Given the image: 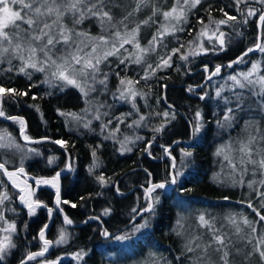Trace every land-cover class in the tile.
<instances>
[{
  "label": "trees",
  "instance_id": "1",
  "mask_svg": "<svg viewBox=\"0 0 264 264\" xmlns=\"http://www.w3.org/2000/svg\"><path fill=\"white\" fill-rule=\"evenodd\" d=\"M153 2L163 3L165 7L169 5V0H153ZM209 4L212 6L213 17L217 19L223 18L219 11L220 8L237 16L238 19H243L233 0H203V7L193 10L189 14V23L183 25L184 30L168 36L165 40L166 50L158 49L157 52L160 55H164L165 52L171 54L172 48H179L183 44L184 48L181 49V52L187 53L190 49L188 42L194 39L201 28L197 20L202 19L205 23L208 22V12L205 9ZM250 6L260 7L252 1H250ZM244 7L245 5H241V8ZM116 12L117 15L120 14L119 10ZM150 14L151 9L145 8L137 16L139 19H145ZM157 19H161V17ZM255 19L256 17H253L247 25L237 26L243 33L241 36H235L232 28L222 27L223 31L233 37L226 51L216 55L209 52L207 55H199L194 58L190 56L187 61H182L178 53L172 57V67L157 71L155 76L147 82L143 83L140 80L137 86L144 91L146 100L137 103L136 118L143 115L145 120L141 122V127L136 133L135 131L132 133H128L129 130L125 131L130 128L124 126L125 122L120 124V131L115 138L105 139L109 135L108 130L115 129L117 126L115 123L111 128L102 132L101 121L100 124L98 121H94L90 124L89 129H85L82 125H75L70 117L58 113V109L62 112L74 113H80L85 109V99L77 89L65 87L64 91H60L59 87L51 88L47 84L41 83L44 80L41 72H32L31 81L23 75H15L14 72L0 76V83L19 90H26L32 83L38 85L31 89L28 96L6 100L4 110L8 115L22 117L26 124V134L32 140L40 141V143L25 142L18 123L0 118V131L6 130L15 144L19 145V148H0V162L8 161L6 167L9 171H13L21 166V157L27 154L29 158L23 160L24 171L30 176L43 179H51L56 172L65 169L70 158L73 165L71 172L63 171L60 177L61 201L70 202L69 204L61 203L60 208L63 209V214L56 207L55 191L45 187L38 188L36 191L35 198L53 209L51 219H49L47 208H39L35 216L29 217L25 208L20 207L17 203V192L0 172V191H6L10 196V200L5 201L4 206H0V211H4L5 218L9 222H15L18 230V235L14 237L17 247L11 250L3 264H19L28 251L40 250L42 242L39 240L38 234L45 224L48 225L45 236L49 240L55 241L61 228L66 229L69 233L67 243L59 246L54 245L46 255L48 259L52 260H56L58 257L63 258L61 264H78L76 260L72 259V256L81 250L86 251L87 255L79 264H153V262L156 264H191V261L184 256L181 261H177L176 257L182 254V249L187 242L183 232L186 231L190 237L203 234L202 237L205 240L209 238L210 234L207 233V230L198 224L200 214H204L207 219L211 220L214 228L220 233L226 234L229 239L237 242L238 246L244 247L242 242L230 237L227 230L230 223L227 218L235 216L240 219L241 216H246L257 221L256 226L260 228L261 225H264V221H259L252 209L248 208L246 204L237 203V201L246 197L251 199L254 207L261 214H264V208L260 207V201L255 197V193L249 191L245 185L231 187L230 184L219 181L217 174L219 175L221 169L225 168L227 162L221 160L215 153L221 144L242 136L245 121L255 118L261 119L262 122L264 119L257 111L249 110V107L255 108L254 105L249 104L244 107L243 111L236 112V119L231 127L219 128L216 123L217 118L222 120L227 107H235L234 92L240 91L235 89L230 92L224 89L222 98H215V92L221 85L206 81L203 67L207 64L210 70H214L216 65H222L219 79L246 70L252 62H259L261 71L264 72V54L258 59L254 52L244 58V63L233 64L231 68L227 67L229 62L236 60L255 43L257 36V25L253 22ZM91 21L86 20L84 24L89 27L88 23ZM157 26V24H152L141 29L139 37L141 43L145 44L152 37ZM189 29H191V34H189ZM205 46L210 47L209 44H205ZM157 60L155 57L151 58L152 63ZM13 65L15 64L13 63ZM113 65L114 63L111 66ZM7 67H9L7 63L0 64V70ZM125 72L127 74L119 73L120 77H130L132 74V71L129 70ZM9 76L12 77L10 80L7 79ZM118 82L117 75L111 74L108 93L104 95L105 100L102 102L105 107L101 110V115L105 113L104 110L107 111L108 115H104V117L109 120L129 112L128 106L115 98L114 85L116 86ZM197 84L204 85V88H196V94L187 91L189 85ZM162 85L167 87H162ZM204 91L208 92V97L201 101L199 94ZM49 92L51 95H46ZM32 95H36L38 99L33 101ZM224 98L232 100V103L226 105ZM168 104H172L173 109H168ZM29 105H39L40 112ZM197 108L201 110L207 123H205L202 133L194 140H190L189 120L192 119ZM165 110L174 112L176 119L167 124L162 133L156 134L152 128L159 126L164 120L156 113ZM41 112L43 119H41ZM124 120L128 122L129 117L126 116ZM124 131L127 133L123 134ZM125 136L129 138L132 136L142 137L143 140H135V143L129 145L132 151L124 152L122 155L120 144L116 141L123 140ZM46 137L50 139H44ZM153 137H155L154 140ZM57 139L69 142L70 146L67 151L50 142ZM147 141H152L151 157L147 152L141 151ZM174 141L180 143L177 144ZM161 145L171 146L172 154L177 158L178 167H180L181 149L192 150L191 164L182 169L183 175L180 176L176 185H169L167 189L159 191L160 203L156 207L155 215L150 220V226L126 243H118L113 237L122 234L131 227L129 224L131 209L144 205L141 185L145 183L147 176L145 169L153 174L154 182L166 179L170 162L164 155ZM28 148L36 149L39 155L27 153ZM94 149L101 164L96 172H102L114 182L107 188L101 189L95 176L89 175ZM50 156L57 157L51 166L47 163ZM116 187H119L123 195H117ZM185 189H190V191H184ZM97 193L100 194L97 195ZM81 197H85V199L81 200ZM224 197H229V199L225 200ZM71 203L77 204V207L72 208ZM104 208H110L111 214L101 216ZM64 215L73 221L71 225H64ZM89 216H101V220H89ZM86 220L87 223H85ZM141 222V219L137 218L136 223ZM102 227L111 234L108 239L101 235ZM261 230L264 231V229ZM177 232H180L181 235H177ZM194 258L195 254H193Z\"/></svg>",
  "mask_w": 264,
  "mask_h": 264
},
{
  "label": "snow or ice",
  "instance_id": "2",
  "mask_svg": "<svg viewBox=\"0 0 264 264\" xmlns=\"http://www.w3.org/2000/svg\"><path fill=\"white\" fill-rule=\"evenodd\" d=\"M255 4L260 5L259 8L250 6V0H233L237 11L243 19H238L237 16L229 14L223 8L219 11L223 18H215L212 15L209 4L205 11L208 12V22L199 19L197 23L201 28L196 33L193 40L188 42L190 51L187 53L181 52L184 45L181 44L179 48H172L171 54L159 55L155 63L149 62L151 54L156 53L157 47H166L165 39L170 35H175L179 31H183V25L189 23V14L193 10H198L203 7V0H173L172 4L165 7L163 3H154L153 0H0V64L7 63L9 67L0 70V76L5 73H15V75H23L29 81L32 80V72L45 73V79L41 83L47 84L49 87H59L60 91H64L65 87H72L77 89L81 96L85 98V102L96 108L95 119H100V108L105 107L102 103L90 99L91 93L97 92L96 84L104 86L107 89L108 73L103 71L100 67L102 63L108 61L109 57H115L119 60L120 65L134 63L143 67L144 74L140 80L147 82L157 71H162L165 68L172 67L173 55L180 54L182 61H187L189 57H196L199 55H207L209 52L216 55L220 52L226 51L227 47L232 42V36L223 31V28H232L235 36H241L243 33L239 31V25H247L249 21L256 17L254 23L257 25V36L253 46L248 47L241 56L236 60L229 62L228 68L233 64H240L245 62V57L252 52H260L264 54V0H252ZM241 5H245L241 8ZM145 8L151 9V14L145 19H139L137 14L141 13ZM116 10H119L117 15ZM162 17V19H157ZM95 19L101 28V34L95 37L89 36L88 33L77 30L76 26L83 24L85 20ZM70 22V24H69ZM157 24L156 31L152 34L147 45L140 43L141 29L145 26ZM214 26V27H210ZM55 30V31H54ZM107 32L108 35L103 33ZM191 34V29H189ZM88 36V38L95 43L91 45V50L85 52L84 48L87 45H82L77 42L78 37ZM202 38L208 41L210 47H206L202 43ZM63 45V49L56 46ZM125 45H131L135 50L129 52L124 56L121 52H128ZM218 46V47H217ZM56 53H61L56 55ZM42 54V56L40 55ZM19 61L18 65H13V61ZM110 67V65H109ZM222 65H216L214 70H210L207 64L204 65L203 71L206 74V81H211L213 77L219 76ZM127 68V65H126ZM31 69L32 71H29ZM119 78V93L117 99H125L134 101L135 98L143 95L136 89L135 85L140 83V80H133L127 77H120L119 72L116 73ZM12 77H7L11 79ZM227 80L231 81L232 89H240V92H234L235 107H227L224 112L222 120L217 118V126L221 129L231 127L236 119V112L243 111L246 105H254L255 108L249 107V110H255L264 119V72H261V65L259 62H252L251 68L247 72L229 75ZM38 85L32 83L26 90H19L14 87L6 86L0 83V118L11 120L20 125L21 136L27 143H40L38 140H32L26 134V124L22 117L11 116L4 110V103L8 99L15 100V98H23L28 96L31 89ZM162 87H167L162 85ZM196 88H204V85L197 84L195 86L189 85L187 91L195 93ZM223 87H220L215 92V98H222ZM247 91L250 95L245 96ZM51 95V93H46ZM208 97V92L204 91L199 94L201 101ZM211 98V97H209ZM33 101L37 100L36 95H32ZM159 102V101H158ZM225 104H231L232 100L224 98ZM136 108L135 103L132 104ZM34 107L37 112H40L39 105H29ZM168 109H173L172 104H168ZM58 113L62 116L71 118L78 126L83 120L79 114L74 112H62L59 109ZM88 112V109H84ZM108 115V113H103ZM157 116L164 118L163 122L152 131L160 134L164 131L167 124L176 119V114L165 110L157 112ZM41 119L43 113L41 112ZM119 123L115 129H109V135L105 137L115 138L120 131L119 124L124 123L123 119L117 117ZM145 120L143 115H140L139 121H133L136 127L141 126V122ZM112 121L109 120L110 124ZM205 123L203 114L199 108L194 112V116L189 120V139L194 140L202 133ZM91 120L83 123L85 129H89ZM129 124L128 127H132ZM107 128L106 124L101 125L103 132ZM245 131L247 133L243 140L238 141V147L233 149L231 145H221L217 148L215 155H223L224 159L232 168L233 178L231 180V187L244 186V174L249 171L244 165L252 166V175L256 176L257 171L259 175L264 177V124L261 119H250L245 121ZM50 139V138H44ZM136 140H143L142 137H136ZM155 137H153V140ZM7 141V142H5ZM53 144L59 145L67 151L70 146L69 142L63 139L51 140ZM120 144V151L131 152L132 148L129 144L135 143L134 140L125 136L123 140L116 141ZM174 143H180L174 141ZM19 148L15 144L10 134L5 131H0V148ZM99 147V146H97ZM152 141H147L145 147L141 149L142 152H147L151 157L150 148ZM164 149V155L168 157L169 165L166 174V179L160 182H154L153 174L145 169L147 173L145 183L141 185L143 189V206L133 207L131 209V216L129 224L131 227L120 235L113 237L115 240L125 242L131 240L137 233L150 226V220L155 215L156 207L160 203L159 191L165 190L169 185H176L180 176L183 175L182 169L191 164L193 151L188 148H182L180 153L179 165H177V158L173 156L171 146L161 145ZM238 151L241 156L238 161L240 167H237V162L231 158L230 153ZM27 153L39 155L38 151L33 148H28ZM93 163L89 167V175H94L95 179L101 189L109 187L114 182L110 177H106L102 172L97 173L96 169L101 167L99 157L94 149L92 151ZM29 158L27 154L21 157V166L13 171H9L6 167L8 161L0 162V172L8 179L13 188L19 189V200L28 210L29 217L35 216L37 209L47 208L49 219L52 218L53 209L43 204L35 198V189H33L26 182L19 180L18 173L24 174L23 160ZM155 158V157H153ZM57 157H48L47 163L49 166L53 165ZM73 165L70 162L66 164L65 169L51 177V179L37 178L36 185H50L56 192V207L63 214V209L60 208L61 203L69 204L67 200L61 201L60 197V177L63 171L71 172ZM235 174L239 175V179L235 178ZM218 176V174H217ZM223 183V181H220ZM257 183L260 187H256ZM23 184V186H21ZM247 188L255 193V197L260 201V207L264 208V178L257 180H248ZM184 191H190L185 189ZM117 195H123L119 187H116ZM100 193H97L99 195ZM84 200L85 197H81ZM228 200L229 197H224ZM10 200V196L6 191H0V206L5 205V201ZM237 203L246 204L256 213L259 221H264V214H261L256 207H254L251 199L247 197ZM72 208H76L77 204L71 203ZM110 208H104L101 216H108L111 214ZM101 216H89V220H101ZM137 218L141 219V223H136ZM229 223L234 226V234L240 238V242L244 247L237 245V242L232 241L226 234L220 233L215 229L211 220L207 219L204 214L198 216V224L201 228L207 230L210 234L209 238L201 242L202 235H195L188 238L182 249V254L176 257L177 261H181L182 256L191 261V264H264V225L257 228V221L251 220L246 216H241L239 223L235 216L227 218ZM64 225H71L73 221L67 216H63ZM87 223V220L85 221ZM180 222L178 221V224ZM243 224L244 228L240 227ZM182 227V225H181ZM48 225L45 224L39 232V240L42 242L40 250L32 252L28 251L26 255L19 261V264H29V262H36V264H61L62 258L58 257L56 260L48 259L46 254L51 247L59 246L68 242L69 233L66 229L61 228L58 237L55 241L49 240L45 236V230ZM244 229H248L244 232ZM241 233H244L241 235ZM18 235L17 225L15 222H9L5 218L4 211H0V264H3L6 257L10 254L12 249L17 247L14 237ZM101 235L108 239L111 234L107 229L101 230ZM177 235H181L177 232ZM193 254L195 258L193 259ZM87 252L84 250L73 254L72 259L79 264L84 260ZM41 258V259H38ZM156 264V262H153Z\"/></svg>",
  "mask_w": 264,
  "mask_h": 264
},
{
  "label": "rangeland",
  "instance_id": "3",
  "mask_svg": "<svg viewBox=\"0 0 264 264\" xmlns=\"http://www.w3.org/2000/svg\"><path fill=\"white\" fill-rule=\"evenodd\" d=\"M250 1H252V0H250ZM172 2H173V0H169V5L168 6H170L171 4H172ZM167 6V7H168ZM161 19H162V17H161ZM92 21H91V23H88L90 26L88 27V25L86 26L85 24H84V22H83V24H81V25H77L76 26V28H77V30H82V31H84V32H86V33H88L89 34V36H91V37H95V36H98V35H100L101 34V28H100V25H99V23L93 18V19H91ZM86 21V20H85ZM69 24H70V22H69ZM210 27H214V26H210ZM55 31V30H54ZM104 35H108V33L107 32H105V33H103ZM170 36H172V35H170ZM167 38V37H166ZM77 39V42L79 43V42H83L82 43V47L84 46V45H87V47H85L84 48V51L85 52H89L90 50H91V45L93 44V43H95L94 41H92V40H90L89 38H88V36H83V37H78V38H76ZM151 39V37L148 39V40H150ZM148 40L145 42V44H143V43H141V41H140V43L142 44V45H147V43H148ZM166 40V39H165ZM202 43L205 45V44H208V41L206 40V39H203L202 38ZM57 48H59V49H63V45H60V44H58L57 46H56ZM125 48H127L128 49V52H124V50L122 49L121 50V52H122V54L124 55V56H127L128 54H129V52H134L135 50L132 48V46L131 45H125ZM158 49H160V50H162V51H165L166 49H165V47H157V51H158ZM156 51V53H153V54H151V56L149 57V62H151V58H153V57H155V59L157 60L158 58H159V53ZM188 51H190V49L188 50ZM187 51V52H188ZM254 53H256L257 54V57H258V59H260L262 56H263V54H261L260 52H258V51H256V52H254ZM61 53H56V55H60ZM167 54V52H165V54L164 55H166ZM41 56H42V54H40ZM12 63H14L15 65H18L19 64V61H13ZM114 63V65L113 66H111L112 64ZM109 65H110V67H109ZM126 65H127V68H126ZM126 65H120L119 64V60H117L115 57H109L108 58V61H106L105 63H102L101 65H100V67L103 69V71H105V72H107L108 73V79H107V89H105L104 88V86H102V85H99V84H96L95 85V87L98 89V91L97 92H93V93H91V96H90V99H92V100H94V101H96L98 104L99 103H102V102H104V95H106L107 93H108V89H109V85H108V83H109V79H110V77H111V74H113V75H116V73L117 72H119V73H125V74H127V72H125V71H127V70H129V71H132V74H131V76L130 77H127V78H129V79H132L133 78V80H140V77L144 74V72H143V67L142 66H139V65H136V64H134V63H128V62H126ZM251 68V65L250 66H248V68L246 69V70H243V71H240V72H237V73H241V72H247L249 69ZM29 71H32L31 69H29ZM262 72V71H261ZM42 73V72H41ZM237 73H235V74H237ZM43 74V76H44V79H45V73H42ZM235 74H233V75H235ZM230 75H232V74H230ZM229 75H227V76H224V78H221V79H219V76H216V77H213V79L211 80L212 82H213V84H216V83H219L221 86L220 87H223L224 89H226V90H229L230 92H232L233 90H235V89H232L231 88V84H232V82L231 81H229V80H227V77H228ZM215 78H217V79H215ZM206 80V79H205ZM143 81V80H142ZM143 83H144V81H143ZM143 83H142V85H143ZM112 86V85H111ZM120 85H119V82H118V84H116V86L114 85V88H115V91H116V97H118L119 96V93L117 92V88L119 87ZM135 87H136V89L137 90H139L142 94H144V91L139 87V86H137V84L135 85ZM52 88V87H51ZM236 90H239V91H241L240 89H236ZM245 93H247L248 95H250L247 91H245L244 92V95L245 96H248V95H246ZM84 98V97H83ZM85 99V98H84ZM145 100H146V97L143 95V97H141L140 95H138L136 98H135V100L134 101H132V100H125V99H118V101L120 102V103H122V104H125L126 106H128V108H127V110L129 111L127 114L125 113H123V114H120V115H117L116 117H114V119H112L111 121V123L109 124L108 123V121H109V119H107L106 117H104V115H100V119H95L94 117H95V115L97 114L96 113V108L94 107V106H92V105H89V104H85V109L87 108L88 109V112H85L84 110L82 111V112H80V113H77V114H79L81 117H83V120L80 122V125H83V123H85V122H87L88 120H91V123L92 122H94V121H98V123L100 124V121H101V125L102 124H106L107 125V128L106 129H109V128H111V126H113L114 125V123L117 125L118 123H119V121L117 120V117H119L120 119H125V117L126 116H128L129 117V121L127 122V121H125L124 120V122H125V124H124V126H127L128 127V125L129 124H132L133 126L132 127H130V128H128V129H126L125 131H128V133H132L133 131H135V133H136V131L141 127V126H139V127H136L135 126V124H133V121L135 120V121H139V119H140V116L138 117V118H136V116H137V103L138 102H145ZM133 102L135 103V105H136V108L134 109L133 108V106H132V104H133ZM103 104V103H102ZM104 107H102V108H100V114H101V110L103 109ZM104 112L105 113H107V111H105L104 110ZM258 113V112H257ZM259 114V113H258ZM260 115V114H259ZM113 117V116H112ZM252 118H254V117H252ZM134 119V120H133ZM255 119V118H254ZM132 120V121H131ZM262 124H264V121H262ZM75 125H77L76 123H75ZM100 125V126H101ZM120 125V124H119ZM105 129V130H106ZM124 131V132H125ZM127 132H125V133H123V134H126ZM246 135H247V133H246V131H245V127L243 128V134H242V136L239 138V139H237V138H232V139H230L228 142H225L224 144H221V145H225V146H228V145H231L232 146V148L233 149H235V148H237L238 147V141H240V140H243L245 137H246ZM132 140H136L135 139V136H132V138H131ZM130 145V144H129ZM129 145H128V147H129ZM220 145V146H221ZM230 156H231V158L234 160V162H237V167L239 168L240 167V165L238 164V161H239V159H240V156H241V154L238 152V151H232L231 153H230ZM221 160H224V161H226L225 159H224V156L223 155H220V156H218ZM227 162V161H226ZM243 167H246V168H248L249 169V171L248 172H246L245 174H244V180H245V186H246V184H247V181L248 180H257V181H259L261 178H264V177H261L260 175H259V171H257V175L256 176H253L252 175V166L251 165H244ZM18 176H19V180L17 181V183H20L21 181H24V182H26L28 185H30L33 189H35V194H36V191H37V189L38 188H41V187H45V188H48V189H50V190H53V191H55V189L54 188H52L50 185H43V184H41L40 186H37L36 185V179L37 178H35V177H33V176H30L28 173H26L25 171H24V174H20V173H18L17 174ZM233 173H232V168H231V166L228 164V162H227V165H225V168H222L221 169V171H220V173H219V175H218V179H219V181H223V183H226V184H230L231 185V180H232V178H233ZM235 178L236 179H239L240 177H239V175L238 174H235ZM5 179H6V181L9 183V185L12 187V184L8 181V179L5 177ZM21 186H23V184H21ZM247 187V186H246ZM256 187H260L259 186V184L257 183V185H256ZM13 188V187H12ZM168 188V187H167ZM166 188V189H167ZM16 192H17V194H18V197H19V195H20V193H19V189H17V188H13ZM249 190V189H248ZM250 191V190H249ZM17 203H18V205H20V206H22V208H25L24 207V205L23 204H21V202H20V200H19V198H17ZM25 210L27 211V213H28V210H27V208H25ZM236 220H237V222L239 223V221H240V219L239 218H236ZM229 228L227 229L228 230V232L230 233L229 235H230V237H233V238H236L237 240H239L240 241V238L239 237H237L235 234H234V231H235V229H234V226L232 225V224H229ZM240 227L241 228H244V226H243V224H240ZM144 230V229H143ZM248 231V229H244V232H247ZM140 233H137L133 238H135V237H137L138 235H139ZM185 237H186V239L188 240V238L190 237V235L188 234V233H186V231L185 232H183L182 233ZM244 233H241V235H243ZM195 236V235H194ZM205 239L202 237V240H201V242H203ZM118 243H126L127 241H125V242H120V241H117ZM50 251V250H49ZM38 259H41V258H38ZM63 259V258H62ZM30 264H36L35 262H29Z\"/></svg>",
  "mask_w": 264,
  "mask_h": 264
},
{
  "label": "water",
  "instance_id": "4",
  "mask_svg": "<svg viewBox=\"0 0 264 264\" xmlns=\"http://www.w3.org/2000/svg\"><path fill=\"white\" fill-rule=\"evenodd\" d=\"M50 249H51V248H50ZM50 249H49V250H50ZM47 254H48V253H47ZM47 254H46V255H47Z\"/></svg>",
  "mask_w": 264,
  "mask_h": 264
}]
</instances>
